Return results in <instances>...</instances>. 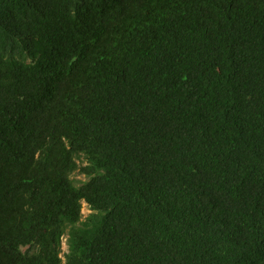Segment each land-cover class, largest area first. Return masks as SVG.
I'll list each match as a JSON object with an SVG mask.
<instances>
[{
	"label": "trees",
	"instance_id": "trees-1",
	"mask_svg": "<svg viewBox=\"0 0 264 264\" xmlns=\"http://www.w3.org/2000/svg\"><path fill=\"white\" fill-rule=\"evenodd\" d=\"M0 264H264V0H0Z\"/></svg>",
	"mask_w": 264,
	"mask_h": 264
},
{
	"label": "rangeland",
	"instance_id": "rangeland-1",
	"mask_svg": "<svg viewBox=\"0 0 264 264\" xmlns=\"http://www.w3.org/2000/svg\"><path fill=\"white\" fill-rule=\"evenodd\" d=\"M74 176H75L76 178H78V179H81V180L85 179V177H84L82 174H78V173H76ZM88 212H90V209H89L87 203H86L85 201H83V206H82V213H83V216H85L86 214H88ZM64 243H65V242H64ZM66 248H67V245L64 244V245H63V249L66 250Z\"/></svg>",
	"mask_w": 264,
	"mask_h": 264
}]
</instances>
